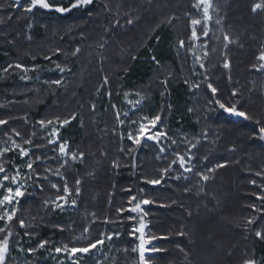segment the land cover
I'll list each match as a JSON object with an SVG mask.
<instances>
[{"label":"trees","instance_id":"16d2710c","mask_svg":"<svg viewBox=\"0 0 264 264\" xmlns=\"http://www.w3.org/2000/svg\"><path fill=\"white\" fill-rule=\"evenodd\" d=\"M73 2L51 3L68 8ZM256 2L260 0H213L218 11L212 12L209 37L193 45L189 41L190 17L201 15L193 7L196 0H94L86 8L63 14L39 8L27 13L25 0L17 7L14 0H0V120L7 121L0 125V148L11 135L22 147L32 149L31 159L43 158V163L33 166L49 178L41 181L40 191L34 186L35 177L28 180V170H24L28 193L17 205L16 217L7 223L0 221L5 228L0 240L12 232L11 264H21L15 250L23 244L37 249L30 261L38 264L40 241H49L45 249L65 244L83 247L101 238L102 232H119L120 236L88 264H136L138 254L131 249L139 241L129 233L132 226H138L142 213L132 214L135 221L127 219L128 212L123 218L117 213L119 208L130 207L128 188L132 194L155 201L142 206L148 213L144 217L146 236L156 237L151 246L161 249L148 254L150 264H243L248 258L264 264V239L255 235V231L264 232V213L252 208L264 207L257 199L264 196V141L253 138L264 126V70L253 67L259 65L256 57L264 46V12L252 13ZM172 17L176 19L169 23ZM128 18L134 23L128 25ZM217 18L222 20L219 26L214 23ZM117 20L122 26L114 27ZM225 34L236 41L227 49ZM180 40L185 41L184 48L179 47ZM57 49L59 54H55ZM196 56L202 58L204 68L199 67ZM225 59L230 61L229 69L223 67ZM17 63L28 71L15 67L3 71ZM56 64L65 72L60 73ZM25 75L29 79L22 80ZM56 79L62 80L61 85L51 83ZM207 83L217 88L215 96ZM234 90L236 97L232 96ZM128 95L143 97L144 105L121 118L123 99ZM216 99L226 107L235 104L252 119L225 112L214 103ZM117 113L125 121L123 125ZM73 115L75 119L65 128L56 123V118ZM156 115L161 116L158 129L167 133L168 147L161 160L156 159L159 147L152 141L137 147L126 139L136 129L130 120L139 123L143 117ZM41 119L53 120V124L41 128ZM48 127L59 128L70 153L85 154L83 162L59 157L54 151L58 145L47 143ZM28 139L32 145L24 143ZM17 152L2 158L10 175L15 171L13 164L21 167L23 163ZM177 153L186 159L194 155L186 165L192 172H185L177 163L165 183L155 187L142 183L145 176L158 178L159 169L167 167ZM65 159L67 164L61 167ZM114 161L119 167H113ZM217 164L225 166L207 171ZM57 169L73 191L69 201L75 199L77 205L53 211V205L46 206L44 201L64 195L65 180L53 174ZM197 172L208 175L209 180H202ZM76 179L81 180L79 196L75 195ZM52 183L59 186V193ZM249 218L256 222L247 225ZM105 219L114 223H102ZM20 220L26 228L20 227ZM86 227L88 238L77 239ZM181 231L185 235H178Z\"/></svg>","mask_w":264,"mask_h":264},{"label":"snow or ice","instance_id":"6c2138e0","mask_svg":"<svg viewBox=\"0 0 264 264\" xmlns=\"http://www.w3.org/2000/svg\"><path fill=\"white\" fill-rule=\"evenodd\" d=\"M26 3H27V7L24 8V11L27 13H32L35 9L39 8V9L48 10V11H56L58 13L63 14V13L70 12L76 8H86L89 5H92L94 3V0H74V2L68 8H65L62 6H55L52 3H50L49 0H26ZM13 6L14 7L21 6V0H14ZM193 7L201 14L199 18L190 17L191 34L189 37V41L192 42L193 45H195V42L202 41V39L209 37V33H210L209 25L213 21L212 12L218 11V7L214 5L213 0H196V3L193 4ZM251 11L254 14L257 13L258 11L264 12V0H260V2L254 3L251 7ZM174 19L176 18L172 17L169 20V23H171L172 20ZM126 23L128 25H131L134 23V21L133 19L128 18L126 20ZM214 23L218 26L221 25L222 23L221 18H217L214 21ZM120 26L122 25L120 21L117 20L114 27H120ZM198 29H199V32H198ZM221 31H223L222 27H221ZM223 39L225 41L224 43L225 49L228 48L229 44L236 42V41H233L232 38L227 34L223 36ZM178 43H179L180 48L185 47L184 40H180ZM101 47H103V45H101ZM204 47L205 48L207 47L206 42L204 43ZM79 51H80L79 48L75 49V53H78ZM59 53H60V49H57L55 54H59ZM193 55H195V53H193ZM207 55L208 53L207 51H205L204 56L206 57ZM44 58L48 60L51 59L50 56H45ZM195 58H196V61L199 63V67L204 68L205 67L204 63L200 62L202 58L200 56H196ZM133 59H135V57H133ZM256 59L260 63L258 66L253 65V67L257 71L264 70V46H262V50L259 52ZM153 60H155V57H153ZM13 67L17 69H23L25 72L28 71V69L24 65H21L19 63L15 65L9 64L7 68L3 69V71L8 72V70ZM223 67L225 69H229L230 61L225 59L223 63ZM56 69L60 73H63L66 70L64 67H61L60 64H56ZM67 70L71 71V69H67ZM21 79L27 80L29 79V77L25 75V76H22ZM207 80H208V77L205 76V81ZM107 82H108L107 77H105L104 83L107 84ZM185 82L187 83V81ZM51 83L55 85H61L62 80L56 79V80L51 81ZM195 87L199 88L200 85L197 84L195 85ZM207 88L211 91L213 96L216 95L218 90L217 88L213 87L211 83H207ZM137 95H139V93H137ZM237 95H238L237 91L234 90L232 92V96L236 97ZM141 100H143V97H141ZM212 102L213 101H210V103ZM137 103H140V101H137ZM214 103L218 104L221 109H223L225 112L233 116H236L238 118H243L244 120L252 119L245 111L238 110L235 104H232L231 106L226 107L225 104L221 103L219 99H216ZM91 107H92V110L95 111L96 106L92 105ZM112 107L115 108V105H113ZM189 111H191V109H189ZM124 115L125 117H128L129 113H124ZM73 119H75V115H73L72 117L68 119H63V120L56 118V123L59 125L60 128H62L65 125H68ZM117 120L120 125H123L125 123L124 120L120 119L119 113H117ZM160 120H161L160 115H156L155 117H152V118L143 117L142 120L138 124V128L134 129L133 131H129L126 137V139L130 141L131 144L137 147L140 146L142 142L152 141L155 145L159 147V155H157L156 157L157 160H161L164 158L163 154L167 151V147H168L164 143L165 139L167 138V133L160 131L158 129V123L160 122ZM255 122L258 125L260 124L259 120ZM38 123L41 125V128H44L47 125H52L53 120L45 121L44 119H41L38 121ZM129 123L132 125H135L138 122L136 120H130ZM4 124H7V121L0 120V125H4ZM13 132L15 133V136L17 137L20 136L19 132H15V130H13ZM113 134H115V129L113 130ZM33 135H35V133H33ZM50 135L52 137H55V139L49 138L47 139V143L50 145H58V148L54 149V151L58 153L59 157L61 158L70 157L73 161L79 160L83 162L85 154L83 152L70 153L69 147H68V141L65 140L61 142L59 139V129L58 128L53 127ZM204 135L206 137L207 134L205 133ZM120 138L121 140H123L125 137L123 136V134H121ZM253 138H258L259 140L264 141V126H260L258 128V131L253 134ZM9 142H10V146H7ZM4 143L6 146L3 148H0V174H2L0 175V191H2L3 193L2 195H0V208L4 209L3 214L0 215V221H5L7 223V222L12 221L13 218L16 217V213L18 211L17 205L28 193V187L26 186V183L23 180L24 174L20 171L19 166L13 164V168L15 169V171H14V174L10 175L8 172V169H6L5 167L6 161H3L2 158L5 157L7 153L16 152L17 150H18L17 154L22 161L24 160L25 157H29L25 165L26 169L28 170L27 179L31 180L34 176L35 177L34 186L40 191H43V184L41 183V181H48L49 178L46 175L42 176L41 173L36 171V169L34 168L33 166L34 164L39 166L40 163H43V158L40 156H36L35 160L31 159V156H30V153L32 152L31 148L22 147V145L18 143L15 139H13L11 135L8 136V139ZM24 143L29 144V145L33 144L31 139L25 140ZM198 143L199 141H197L196 144H191V146L188 149L189 153L192 152V149L197 147ZM171 144L175 145L176 140H171ZM33 147L35 146L33 145ZM124 151H125V148L121 147L120 152L123 153ZM128 151H131V149H128ZM176 156L177 158L172 160L168 164L167 167H162L159 169L160 174L158 178H149L145 176V177H142V183L151 185L153 187L165 183L166 178H168L170 176V173L172 172V166L177 163L179 164V167L183 169L185 172L193 171L192 167H188L186 165L188 161L194 159V155H189L187 159L185 158L184 155H180L179 153H177ZM206 159L207 157H205V160ZM133 161H134L133 167H136L135 158H133ZM65 164H67L66 159L61 164V167H64ZM224 166H225L224 164H217L213 168H208L207 171L214 172L216 168L224 167ZM113 167H119L118 163L114 161ZM45 171H50V169L46 168ZM53 174L60 176L61 179L65 180V183L63 185L64 195H57L54 201H48V200L44 201L45 205L46 206L49 204L53 205V211L56 209L63 210L65 206L75 207L77 205V201L75 199H71L69 201V197L73 195V191L69 188L66 178L62 176L59 169H57ZM196 174L200 176L201 179L204 181H208L210 178L208 175L202 172H197ZM257 175H262V173H257ZM173 178L176 180H179L181 179V176H175ZM184 178L186 179L187 177H184ZM75 183H76L75 195L79 196L81 194V188H80L81 180L76 179ZM252 183L255 185L256 181L253 180ZM51 187L53 189H56L57 192L59 193L60 188L56 183H52ZM126 191L129 193L128 204L130 205V207L119 208L117 209V213L120 217L123 218L124 212H128L129 215L127 219L129 221L136 220V216L132 215L133 213H137V214L142 213V215H140V218H139L138 226H135V225L132 226L131 231L129 233V235L136 237V239L139 241L138 245L136 247H133L131 251L133 253L138 254V260L136 261V264H150L151 257L148 254L158 252L161 249L155 246H151L152 241L155 240L156 237L146 236L145 230L148 228V224L145 222L144 217L147 216L148 213L144 210L142 206L153 204L155 203V201L147 199V198H143L142 196H139V195L132 194L131 188L126 189ZM143 191L144 189L141 188L140 193H143ZM185 191H188V189H185ZM257 199L264 202V196H258ZM173 203H175V201H173ZM252 208L254 212L264 213V207L258 208L255 205H253ZM255 222H256L255 218H249L247 220V225H252ZM102 223L109 224V223H114V221L105 219ZM19 225L21 228L27 227L24 220H20ZM61 230L63 229L61 228ZM4 231H5V228L0 227V232H4ZM88 232H89V229L86 227L84 229V234H82L80 237H77V239H87L88 237L86 234ZM137 233L139 234L138 236H137ZM11 235H12V232L9 231L7 235L5 236V238L3 240H0V264H7V260L10 256L9 237ZM25 235H31V233L25 232ZM178 235L183 236L185 235V233L181 231L178 233ZM255 235L256 237L260 239H264V232L255 231ZM119 236H120L119 232H108V233L102 232L101 238L96 239L94 242H90L87 246L69 247L67 244H65L62 248L56 247L54 251L57 254H60V253L67 254L68 258L72 261V264H79V260L75 259V257H77L78 254L83 256V255H90L92 253V250L101 251L103 249V246L105 245V241L111 242L113 241L114 237L118 239ZM48 243L49 241L47 240L40 241L38 246L39 248L43 249ZM36 250H37L36 248H29L28 252L34 253ZM125 251H127V249H125ZM243 264H257V261L255 259L248 258L243 261Z\"/></svg>","mask_w":264,"mask_h":264},{"label":"rangeland","instance_id":"374dc122","mask_svg":"<svg viewBox=\"0 0 264 264\" xmlns=\"http://www.w3.org/2000/svg\"><path fill=\"white\" fill-rule=\"evenodd\" d=\"M24 1V0H21ZM26 1V0H25ZM52 1H56V0H49V2L51 3ZM59 6V5H58ZM48 11V10H47ZM137 101H140V103H137ZM144 105V100H141V98L138 97H133V96H125L123 99V103L120 109V117L121 118H127L125 117L124 113H129V115L131 113L134 112H138L139 110L142 109ZM138 124H135V127L138 128ZM67 125H65L62 128H65ZM53 127H48L46 128L47 134L51 139H55V137H52L51 134V130ZM59 129V128H58ZM62 131H60L59 129V139L61 142L65 141L64 138H62ZM166 141V139H165ZM164 141V143H165ZM18 151V150H17ZM65 158V157H64ZM28 161V158L25 157L23 160V163L21 165L20 171L24 174V170H27L26 168L24 169V167H26V162ZM2 175V174H0ZM23 180L26 183V186L28 187V182L24 179L23 176ZM2 191H0V195H2ZM67 207V206H65ZM4 212L3 208H0V215H2ZM110 242L105 241V245L103 246V249L101 251H97V250H92V253L90 255H83L81 256L80 254L77 255V257H75V259L79 260V264H88V260L94 256V255H101L108 247ZM9 245H10V237H9ZM23 249V250H21ZM29 247H27L26 244H23L21 247L16 248V256L18 257V260L21 264H32L31 263V259L30 257L32 256V253L28 252ZM37 258L39 259L38 264H72V261L68 258L67 254L65 253H60L57 254L54 249H42L41 253L39 254V256H37ZM7 264H11L9 261V258L7 260Z\"/></svg>","mask_w":264,"mask_h":264}]
</instances>
